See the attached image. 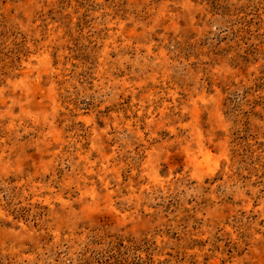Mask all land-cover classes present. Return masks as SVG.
Here are the masks:
<instances>
[{
	"label": "rangeland",
	"instance_id": "1",
	"mask_svg": "<svg viewBox=\"0 0 264 264\" xmlns=\"http://www.w3.org/2000/svg\"><path fill=\"white\" fill-rule=\"evenodd\" d=\"M0 264H264V0H0Z\"/></svg>",
	"mask_w": 264,
	"mask_h": 264
}]
</instances>
